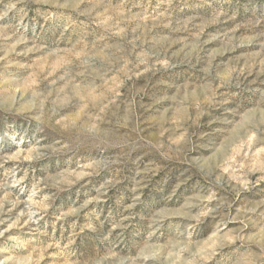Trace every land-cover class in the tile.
Returning <instances> with one entry per match:
<instances>
[{
  "label": "rangeland",
  "instance_id": "obj_1",
  "mask_svg": "<svg viewBox=\"0 0 264 264\" xmlns=\"http://www.w3.org/2000/svg\"><path fill=\"white\" fill-rule=\"evenodd\" d=\"M0 264H264V0H0Z\"/></svg>",
  "mask_w": 264,
  "mask_h": 264
}]
</instances>
